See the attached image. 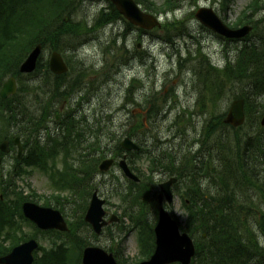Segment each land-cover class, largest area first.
Instances as JSON below:
<instances>
[{
    "label": "trees",
    "instance_id": "trees-1",
    "mask_svg": "<svg viewBox=\"0 0 264 264\" xmlns=\"http://www.w3.org/2000/svg\"><path fill=\"white\" fill-rule=\"evenodd\" d=\"M83 1L85 2L0 0V88L7 76H16L21 83L18 95L7 100L0 98V142L3 139H12L11 136L8 137L9 131L13 136H27L28 144L30 139L35 141V149L28 152L27 159L17 161L21 171L24 169L21 164L31 168H46L47 158L51 157L52 152H47L39 139L33 137L45 126L43 122L49 112L44 113L43 109V115H39L38 119L27 118L33 109L27 105V97L20 96V93L35 94L36 96L30 97L38 99L40 89L43 88L39 84L34 85L33 81H28L26 87L25 78L18 70L19 64L39 43L44 46L50 44L52 49L66 53L68 48H75L83 42L89 31L88 22L86 20L77 23L72 20L80 12ZM172 2L173 0H169L167 5H172ZM110 7L111 11L107 15L102 11L97 21L100 27L120 17L113 4L110 3ZM250 9L252 14L264 12V0H253ZM160 10L158 8L156 12ZM67 15L71 18L68 23L64 21ZM263 21L264 17L260 22ZM255 24L256 29L260 30L256 42L245 44L238 51L234 63L229 61L222 68L210 65L211 70L208 74L202 71L201 77L204 90L212 92L219 101L222 100L225 90L231 92L233 98L245 99L246 123L233 128L224 123L225 114L211 112L198 139V152L188 153L184 158L177 159L178 165L172 160L171 171L178 176H184L180 168L186 169L185 196L189 201H185L189 214L187 229L195 238L198 248L193 264H264V127L260 125L261 115L264 113V27L258 21ZM165 26V37L168 41L183 35L187 30L183 23H167ZM61 37L68 39L64 45L60 43ZM81 37L78 43L73 44L71 41L72 38L77 40ZM69 64L71 67L76 66L70 62ZM42 68L43 65L39 64L37 73ZM45 74L46 82H51L53 78L49 70ZM239 85L242 88L240 92H236ZM61 88L59 84L50 91L51 102L53 98L63 99L61 96H67L68 93L61 91ZM71 90L74 91L73 86ZM47 92L44 91V94ZM44 98L42 96L38 104ZM45 103L50 104V101ZM213 104L215 103L212 100ZM202 108H205L204 103ZM53 109L51 107V113ZM77 124L75 121L65 122L64 126L70 138L69 142L67 138L63 142L60 140L62 149L79 147L74 141L77 139L81 143L78 126L75 127ZM15 126L18 127V133L12 134L10 129H15ZM60 128L63 129V126ZM101 145V137L97 136L89 146L90 153L83 159V168H77L73 174L72 184L64 182L59 185L61 188L70 189L75 195L82 197V193L88 196L92 192L94 185L90 186L89 183L97 176L99 162L105 155ZM121 151V147L117 145V153ZM214 155L224 156L226 160L220 161ZM10 188L11 185L6 184L5 191ZM136 196L134 201L139 205L140 213L135 220L143 223L138 239L141 254L147 258L155 247L153 227L148 220L143 221L147 217L145 208L148 198H140L143 196L141 191ZM15 198L18 199L11 204L0 200V256L8 254L21 239H26L18 236L19 226L15 223V219L23 218L21 203L25 197L16 193ZM81 224L86 225L83 221ZM74 235L78 238L77 244L66 238L60 246L45 251L42 257H37L34 264H81V251L87 240L79 234ZM10 240L11 245H5ZM66 242L74 244L75 247L80 245V251L68 248ZM118 259L120 260L119 257Z\"/></svg>",
    "mask_w": 264,
    "mask_h": 264
},
{
    "label": "rangeland",
    "instance_id": "rangeland-1",
    "mask_svg": "<svg viewBox=\"0 0 264 264\" xmlns=\"http://www.w3.org/2000/svg\"><path fill=\"white\" fill-rule=\"evenodd\" d=\"M88 1L89 4L84 3V1L80 4L82 15L76 17V20L87 15L93 17L99 12L100 8L104 6V3L98 0ZM152 1L158 6H161L164 0ZM250 1L251 0H230L229 7H225L224 0H179L178 4L180 6V11L177 12V14L164 16L162 20V22L170 20L171 24L186 20L185 24L189 28V33L175 40V46L155 41L156 39L154 37L165 40L163 37L165 31L162 30V28L158 30L156 35H153V33H146V35H144L138 31L131 32L130 30L126 35V28L121 26L117 38L114 37L111 30L97 31L96 29L89 31L85 40V42L87 41L85 48L78 49L76 48L77 46L75 48L70 47L66 50L67 53H65L69 58L77 56V63L74 68L81 67L82 71L76 68L77 71H72L71 78L72 76L78 78L82 75V85L87 84L89 81L88 85L91 91L88 93V90H84L85 88L82 90V95L88 97L89 101L77 105L79 96L77 94L74 96V94L77 93L76 91H73L74 94L71 96L73 97L72 99L70 97L69 99L67 98L66 100L60 101L56 106L51 104L50 94H48L40 104H38V101L42 98V94L39 95L38 99H33L28 96L26 102L32 107L33 111H31L27 118L38 119L39 115L43 114V110L41 112L39 111L41 108L45 109L44 113L49 112L48 117L50 118L52 116L50 112L51 107H56V111L58 110L61 116L68 115L70 119H75L76 117L81 121L89 120L90 123H97L100 121V125L104 131L108 133V135H105L103 143L108 142L113 146L116 142L115 139L109 137L110 131L115 134L116 138L120 137V140H122L131 129L133 122L144 118V111L146 108H142L138 105H129L131 111L129 113L119 110L124 102L127 86L131 82L130 78L134 75L142 85L139 90L135 91L136 98L142 97L143 91H147L152 100L154 97L162 98L165 95H169L166 102L161 103V108L164 106L163 111L158 117L152 119L148 127L143 130H148L149 136L143 137L141 140L145 143L147 150L152 153L154 152L153 155L158 157L162 156L159 155V151L179 152L182 155L183 150H181V148L185 147L183 149H187L189 144L193 143V139L196 137L195 133L201 129L205 119V117L198 113L194 116L193 120H191V123L181 122L180 125L174 124L179 115H186L184 110L189 109L190 111H194L196 109L195 102L198 94L193 90L196 79L192 70L196 65L193 58H199V54L202 51L209 56L212 63L224 66L228 57L227 54L230 52L231 56H234L236 48V43L227 42L222 37L202 27L195 18V12L200 6L211 7L218 13L224 22L232 24L239 18L241 12L245 10V7ZM254 16H256V14ZM261 17L262 16L259 15L257 16L259 19ZM93 27L94 23H92L90 28ZM83 34L85 33L83 32ZM81 39L82 37L77 40L72 38L71 41H73L74 44L78 43ZM114 40H116V45H114ZM67 41L68 39L65 37L60 38L61 45H64ZM65 46L68 47V44ZM125 48L129 52H126ZM178 52L183 55L181 57L183 60L190 58L185 63L183 62L184 67L182 69H180L178 65L180 59L178 57ZM135 55H145L147 64L141 65L140 61H136L134 63L138 64H136L135 68L134 65H132L131 69L125 72L127 75L126 77L115 75L113 70ZM49 56L50 48L44 54L45 60H48ZM70 83L71 82H67L63 86L64 89L69 92L71 87ZM240 88H242V85L237 87L236 92H240ZM172 91L173 93H171ZM25 96V93L21 94V97L25 98ZM48 100L50 104L45 103ZM232 101V93L226 92L225 90L222 100L217 103L213 112L217 115L224 114L229 109ZM209 107L210 106L207 108L209 109ZM72 111H75V117L73 114H70ZM187 117L186 115L185 118ZM129 118L132 120L128 123ZM48 122L49 120L44 123L47 124ZM51 125H53V123ZM179 130H182V138L178 136ZM14 131V133H17L18 127H16ZM81 138L83 139V146H86L89 142H92V140L94 141L93 137L90 138V134H86V136L82 135ZM158 140H160V142H158ZM107 153L108 156L112 155L111 150ZM15 154L16 152H13L12 155L6 158L4 163L5 171H10V169L13 168V157ZM131 160H133V165L139 168L144 174L147 175L150 173V161L148 158L144 157V155L132 156ZM57 163H59V161H57ZM115 176L121 177V183L125 182V180L122 179V174L118 167H115V169L103 177H98L96 182L100 183L103 179L109 181ZM163 176V174L156 175L155 180L160 183L165 180L162 179L164 178ZM17 184L26 194L33 189L38 194L43 195L42 198L44 199L49 198V196L56 192L48 174L39 170H34L31 175L26 176L24 179H18ZM124 185L125 184H123V186ZM99 188L101 197L109 201V203L106 204V210L109 216L119 214L117 211L122 212L123 210L121 208L125 207V205L114 194L115 189H119V186L110 182L100 185ZM62 196H70V193L64 192ZM43 202H45V200H42L41 204ZM51 203L54 208L55 206H59L56 200H52ZM64 203L65 201L62 200L61 204ZM82 204L83 202L81 199H79L75 206L73 205L74 207L65 203L64 209L67 214H69L71 220L72 218L78 220L82 215ZM119 205L122 207H119ZM169 211L180 218L181 224L186 223V213L183 209V200L180 195L177 194L175 196V200ZM154 218L155 215L151 212L149 214V221L152 224L155 222ZM81 231L84 235L81 234ZM25 232L33 234L35 230L31 226L26 225ZM79 232L80 236H86L88 238L85 243L87 246L90 245L89 243H95L107 249L110 248L111 245L119 249V243L125 260L129 262L137 260L139 251L135 232H131L128 235L114 224L108 225V228L104 230L99 237L93 236L91 232L89 233V231L83 227L80 228ZM113 237H117L115 242H112L114 241ZM41 243L45 248L51 246L47 237L44 238Z\"/></svg>",
    "mask_w": 264,
    "mask_h": 264
},
{
    "label": "water",
    "instance_id": "water-1",
    "mask_svg": "<svg viewBox=\"0 0 264 264\" xmlns=\"http://www.w3.org/2000/svg\"><path fill=\"white\" fill-rule=\"evenodd\" d=\"M117 6V9L124 14L131 22L144 28H152L158 24V21L152 15H148L141 11L137 4L133 0H112ZM197 18L203 22L206 26L212 28L214 31L221 33L227 37H243L250 32V27H245L238 31H233L225 26L219 17L213 12L212 9L202 8L197 13ZM42 52V46L38 45L27 60L21 66V72H32L35 70L38 58ZM50 67L55 73H63L67 71V66L58 52H53L50 61ZM17 86L15 78H10L3 86L1 90L2 98H7L10 95L16 93ZM227 123L233 126H239L245 121L244 113V101L236 100L233 102L228 116L225 120ZM264 125V119L262 121ZM19 144V139L16 140ZM123 147L128 150L137 149V147L126 139L122 143ZM8 142L2 144L1 148L7 151ZM22 147L20 146V151ZM1 163V160H0ZM112 165V161H105L101 165L102 170H108ZM121 166L125 172L135 180L131 175L125 162H121ZM172 182H169L162 186L163 190L167 193L168 200L171 201V193L169 187ZM104 201L97 197V193L94 194L93 200L86 216V220L91 222L94 229L99 233L105 222H102L104 216V210L102 208ZM24 211L28 217L36 221L40 227L44 229L59 228L66 229L64 219L58 211L52 209L40 208L34 204L26 203L24 205ZM157 247L154 255L150 260L142 262L141 264H169L173 262H181L182 264H189L191 257L195 254V248L192 240L187 234L181 235L177 226V223L173 221L164 209L160 211L159 223L155 229ZM37 248L35 241H30L17 247L13 252L0 259L3 264H30L33 260V251ZM84 264H117L112 255H108L101 248L89 247L85 250L83 256Z\"/></svg>",
    "mask_w": 264,
    "mask_h": 264
},
{
    "label": "bare ground",
    "instance_id": "bare-ground-1",
    "mask_svg": "<svg viewBox=\"0 0 264 264\" xmlns=\"http://www.w3.org/2000/svg\"><path fill=\"white\" fill-rule=\"evenodd\" d=\"M184 152H185V154H188L186 151H184ZM214 156H216V158L218 160H220V161H225L226 160V157H224V156H221V155H214ZM166 162L167 163H172V160L170 158H166Z\"/></svg>",
    "mask_w": 264,
    "mask_h": 264
}]
</instances>
